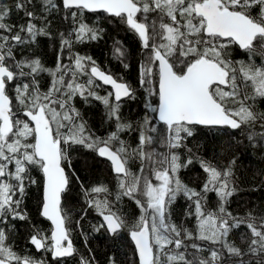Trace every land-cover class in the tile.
I'll return each mask as SVG.
<instances>
[{
    "label": "snow or ice",
    "instance_id": "obj_1",
    "mask_svg": "<svg viewBox=\"0 0 264 264\" xmlns=\"http://www.w3.org/2000/svg\"><path fill=\"white\" fill-rule=\"evenodd\" d=\"M90 13L136 35L135 86L77 50L105 32ZM55 19L62 30L53 31ZM42 38L55 46L51 67L35 51ZM112 55L130 67L119 39ZM104 86L111 90L101 94ZM138 99L142 113L126 118L123 104ZM78 102L103 106L104 133ZM201 128L227 137L224 163L217 149L191 143ZM74 152L85 170L88 153L107 161L112 181L89 183ZM253 153L264 165V0H0V264H96L93 234L126 237L127 264H264V205L231 208L239 162ZM196 165L201 176L190 184L182 173ZM258 175L264 187V167ZM73 182L77 217L67 204ZM32 186L48 231L25 206ZM180 198L186 209L177 221ZM90 213L96 222L85 227ZM17 221L30 226L25 248L35 253L13 242ZM108 264L121 262L109 256Z\"/></svg>",
    "mask_w": 264,
    "mask_h": 264
},
{
    "label": "trees",
    "instance_id": "obj_2",
    "mask_svg": "<svg viewBox=\"0 0 264 264\" xmlns=\"http://www.w3.org/2000/svg\"><path fill=\"white\" fill-rule=\"evenodd\" d=\"M87 20L93 25H99L105 29V32L102 34V38L97 41H90L82 45H77V50L82 54H87L92 56L96 62L105 70L111 72L115 76H122L124 80L129 83L136 85L137 80V64L141 58L140 55V46L136 35L127 30L124 25H119V29L111 28V25L107 24L104 18L97 16V14H88ZM62 25L60 24L59 19L53 21V31L55 32L57 28L62 30ZM119 39L122 42L123 50L127 53L126 63L130 65L128 69H125L123 65L116 60L113 55V43L115 40ZM42 44L40 47L36 48L35 51L40 53H46V63L49 67L52 66L53 62V51L54 45L51 41H45L42 38ZM47 45L45 47L44 45ZM31 50H29L30 54ZM242 58V57H241ZM48 78L47 74H44L43 82L47 84ZM106 91H109L105 88L100 89L101 94H104ZM78 107L81 108V111L85 113L86 118L89 122V125L98 133H104L107 130V124L104 122V109L99 102H93L89 106H84L78 102ZM122 111L126 118H137L143 111L142 103L138 99L137 101H125L123 104ZM215 130L209 129H200V134L196 137L195 140H192V144L199 143L201 146L207 145L209 149H217L214 153L216 158L220 163L224 161L231 155V150L228 148L227 137H222L220 135H213L212 133ZM129 142L134 140V134H128L124 137ZM206 155L208 153H205ZM91 153L87 154L88 165L87 170L85 164L83 163L85 156L77 153L72 154L73 164L76 168L80 170L79 174L82 177L87 178L89 183L94 182L97 178L104 182L112 181V174L109 171L108 165L105 162L100 161L98 158L93 159ZM239 156L240 154L237 153ZM261 157L256 156L255 153L252 154V157L244 156L238 165V171L236 173L237 179L239 181V195L233 198L231 208L234 211H243L245 202H251L254 205L261 206L264 205V187L260 186V177L259 170L264 165L258 163ZM201 176V170L198 165L192 167L190 170H186L182 173L183 179L190 183L196 184ZM79 188L73 182L72 192L70 193L67 204L73 209L74 217H77L80 213L81 208V197L79 195ZM40 195V192L36 189L35 186H32L30 189V194L25 200V206L27 207L32 222L37 224L39 227L48 231L50 226L47 221L42 219L37 210V197ZM212 202H215V196L211 197ZM129 213L136 211L135 206L130 202L125 201L121 205ZM174 215L177 221L184 219V212L186 209V201L183 198H180L177 203L173 206ZM96 217L94 213H90L87 221L85 222V227L88 223H95ZM16 229L12 235L13 242L21 249L25 251H32L35 253L34 248H25L28 233L30 231V226L24 222H15ZM75 227V225H73ZM74 243L78 247L81 253L88 255L84 243L83 237L79 235V229L73 233ZM127 238L123 240L112 241L106 236H100L98 234H93V237L90 242V247L93 250L95 256L96 264H108L109 256H115V258L121 262V264H127V259L130 257L131 252L127 247ZM128 253V256L125 253ZM37 256H40V253H36ZM44 259H49L47 255L43 257ZM69 264H76L74 260H69Z\"/></svg>",
    "mask_w": 264,
    "mask_h": 264
},
{
    "label": "flooded vegetation",
    "instance_id": "obj_3",
    "mask_svg": "<svg viewBox=\"0 0 264 264\" xmlns=\"http://www.w3.org/2000/svg\"><path fill=\"white\" fill-rule=\"evenodd\" d=\"M95 14H97V16H99V17H101V18H104V20H105V22L107 23V24H109V25H111V28H114V29H119L118 27H119V25H117L116 23H109L108 22V19L106 18V16H105V14H103V13H95ZM130 31V30H129ZM139 42V41H138ZM105 89H107V88H105ZM108 90V89H107ZM100 161H102V162H105L107 165H108V168H109V164H108V162H106L105 160H103V159H100V158H98ZM110 171V170H109ZM111 173V172H110ZM112 174V173H111Z\"/></svg>",
    "mask_w": 264,
    "mask_h": 264
},
{
    "label": "water",
    "instance_id": "obj_4",
    "mask_svg": "<svg viewBox=\"0 0 264 264\" xmlns=\"http://www.w3.org/2000/svg\"><path fill=\"white\" fill-rule=\"evenodd\" d=\"M104 88H107L109 91L111 90L110 89V86H104ZM107 162V161H106ZM42 218V217H41ZM43 219V218H42ZM45 220V219H44ZM45 221H47V220H45ZM48 222V224H49V226H50V222L49 221H47Z\"/></svg>",
    "mask_w": 264,
    "mask_h": 264
},
{
    "label": "rangeland",
    "instance_id": "obj_5",
    "mask_svg": "<svg viewBox=\"0 0 264 264\" xmlns=\"http://www.w3.org/2000/svg\"><path fill=\"white\" fill-rule=\"evenodd\" d=\"M72 160H73V158H72ZM130 252H131V250H129ZM130 256V255H129Z\"/></svg>",
    "mask_w": 264,
    "mask_h": 264
}]
</instances>
